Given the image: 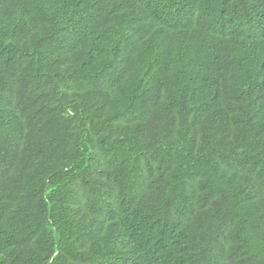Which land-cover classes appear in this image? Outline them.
<instances>
[{
	"label": "trees",
	"instance_id": "obj_1",
	"mask_svg": "<svg viewBox=\"0 0 264 264\" xmlns=\"http://www.w3.org/2000/svg\"><path fill=\"white\" fill-rule=\"evenodd\" d=\"M0 264H264V0H0Z\"/></svg>",
	"mask_w": 264,
	"mask_h": 264
}]
</instances>
